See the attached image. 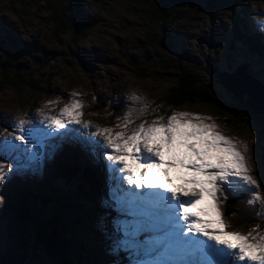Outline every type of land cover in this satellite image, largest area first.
Listing matches in <instances>:
<instances>
[{
	"label": "rangeland",
	"instance_id": "374dc122",
	"mask_svg": "<svg viewBox=\"0 0 264 264\" xmlns=\"http://www.w3.org/2000/svg\"><path fill=\"white\" fill-rule=\"evenodd\" d=\"M233 2L189 0L179 9L168 6L166 12L179 18L172 25L159 13L155 0H83V9L93 26L87 29L85 39L74 42L69 31L74 20L70 19L69 29L53 22L52 8L61 7L60 0H0V258L23 254L25 264L54 263L49 254L56 248L49 251L51 239H40L36 230L42 229L40 226L57 210L51 202L40 199L41 190L50 191L52 186L67 202L60 219L66 238L58 255L64 263L172 264L159 254L163 242L145 245L150 235L144 226L140 225L139 230L143 248L129 240L127 221L136 216L119 213L123 209L110 210L107 216L98 198L96 178H92L98 165L103 164L106 172L100 176L107 179L106 191L110 190L117 181L112 178L114 172L124 171L109 168L120 162V156L126 165V154L143 149L152 167H158L154 159L159 160L162 154L171 158L182 154L185 164L192 161L195 165L192 172L200 168L215 173L220 181H214L212 189L222 192L217 197L222 207L217 225L225 239L216 232L213 238L212 232L207 233V238L229 251L227 260L219 264H235L231 255L237 253L239 264H263L264 185L258 173L264 167L260 159L264 115L249 121L243 116L248 122L239 124L238 116H228L226 121L198 103L183 108L164 103L165 95L180 81V68L227 93L217 84L207 62L228 74L248 63L249 72L264 82V63L254 59L255 53L235 39V50H229L235 15L240 12L234 11ZM244 2L248 6L243 7L240 29L251 36L264 34V0ZM166 28L169 40L163 34ZM9 35L15 45L8 42ZM96 98L107 100V107H98ZM199 136L206 144L204 158L189 150L190 145L186 148V140ZM183 142L186 144H179ZM115 149L120 156L114 155ZM72 152L80 159L78 166L84 173L67 181L58 167L68 166L66 157ZM86 167L93 170L85 172ZM81 175L91 183L89 194L79 192V183L85 180ZM205 177L208 183L211 176ZM169 183L163 180L160 187H169ZM200 190L208 210L202 218L211 226L213 214L208 199L214 193ZM25 192L31 195L27 200L30 223L21 221L14 210ZM242 195H247L248 202L241 205H257L259 217L255 224L233 226L237 221L229 212L237 205L231 201ZM108 196L107 192V205H112ZM138 198L136 195L134 199ZM9 200L15 201L13 207ZM60 227L50 229V237ZM156 236L163 237L158 232L152 238ZM222 252H211L205 264H216L220 256H225ZM196 258L190 263L204 264L199 253ZM172 260L177 264L178 258Z\"/></svg>",
	"mask_w": 264,
	"mask_h": 264
},
{
	"label": "trees",
	"instance_id": "16d2710c",
	"mask_svg": "<svg viewBox=\"0 0 264 264\" xmlns=\"http://www.w3.org/2000/svg\"><path fill=\"white\" fill-rule=\"evenodd\" d=\"M62 2V6H54L53 9V22L57 26H63L67 27L69 29L70 27V19L74 20L73 26L70 28V33L73 35L74 42H79L85 39L87 34V29H90L93 25L90 23V18L86 14L85 10L83 9V0H60ZM189 0H155V4L158 7L159 13L162 14V16L167 17L165 21H170V23L173 25L178 21V16H171L170 13L166 12V7L168 6H174L175 9L182 8L185 6ZM234 11L238 9L239 13L235 15L236 19V25L235 30L232 31V39L237 40L240 44L245 45L247 47V50L249 52L255 53L257 59H260L261 62L264 63V34L259 33L257 35L251 36L247 33V30H241L240 24H242V18H243V7H247L248 4L244 2V0H234ZM59 11H61L59 13ZM68 15H71V18H69ZM68 18V21L64 20V18ZM175 19H172V18ZM239 27V28H238ZM169 29L166 28L163 30V34L170 39L169 35ZM9 43L12 45L14 42V38L12 36H8ZM234 40V41H235ZM245 40V41H244ZM236 42V41H235ZM255 57V58H256ZM254 58V59H255ZM9 63L11 60H8ZM217 67V66H216ZM218 68V67H217ZM179 72V82L170 90V92L165 95L164 103L165 105L173 108H183L185 106H193L198 104L205 105L209 108L210 111H212L214 114L218 115V117L225 118V120H228V116L231 117L232 115L238 116L240 119L239 124H244L250 120V118H257L252 113L251 108L245 103V104H239L234 99L229 96L227 93L213 86L212 84H205V82L201 81L193 72L188 71L186 69L180 68L178 69ZM224 72V71H223ZM264 83V82H263ZM264 115V112L260 115ZM243 116H246L248 118V121H245L243 119ZM261 128V133H262ZM263 150V147L261 146V152ZM260 153V151H259ZM261 159V155H260ZM79 162V159L75 153L68 154L66 157V163L71 166H76V164ZM264 164V163H263ZM59 170L62 169V166L58 167ZM87 172V171H86ZM256 173V172H255ZM262 178L264 185V167L263 170L259 171L258 173ZM94 176V175H93ZM85 181H86V177ZM94 178V177H93ZM52 181V180H51ZM88 182V181H87ZM83 181H80V187L83 186ZM46 186V184H45ZM51 186V185H50ZM80 192V190H79ZM27 194H21L16 201L17 208L14 209L15 211H18V217L23 222H28L32 219L29 207L27 206V200L28 197H31V195L28 192H25ZM81 193V192H80ZM42 197L40 199L45 203H52L56 208V212L53 213L46 221V224L40 226L42 229H38V237L40 239H43L42 236L48 240L51 239L50 243H48L49 247L48 250H54L56 248V251L51 252L49 256L53 259H55L53 264H66L63 262L62 258L59 257V251H62L60 249V244L63 240L66 238V232L65 228L62 226V222L60 221L63 212L66 209L67 202L64 200V198L60 197L61 193H58L55 188L51 186V190L44 189L41 191ZM9 203H11L13 207V203L15 201L9 200ZM62 203L63 206H57L58 204ZM61 213V214H60ZM258 217L252 220L251 224H255L257 222ZM234 220L237 221L236 224H233V226H241L245 227L244 224L241 223L240 218L234 217ZM59 225L60 231L59 232H53V236L50 237L49 230ZM65 255V253L63 254ZM24 255L18 254V255H10L1 257L0 263L1 264H25L23 260ZM15 258L16 260H14ZM66 258V257H65ZM3 262V263H2Z\"/></svg>",
	"mask_w": 264,
	"mask_h": 264
},
{
	"label": "bare ground",
	"instance_id": "6f19581e",
	"mask_svg": "<svg viewBox=\"0 0 264 264\" xmlns=\"http://www.w3.org/2000/svg\"><path fill=\"white\" fill-rule=\"evenodd\" d=\"M216 80H218V79H216ZM45 125V124H44ZM39 126V125H38ZM56 127V126H55ZM83 129V128H82ZM47 133V132H46ZM95 133V132H94ZM168 134V133H167ZM43 136V135H42ZM169 136V135H168ZM157 137H158V135H157ZM209 137V136H208ZM156 138V137H155ZM202 138V137H201ZM200 136H199V138L197 139V138H195V140H194V138H190V141H188V140H186V143H179V144H182V145H185L186 144V148L188 149L189 147V145L192 147V148H189V150L190 149H193V150H195L197 153H199L200 155H202L203 154V158L205 157L204 155L206 154V151H205V153H204V148H206L205 146H206V144L204 145L203 144V141H200ZM160 139V138H159ZM164 139V138H163ZM104 141V140H103ZM193 141H195V142H193ZM109 142V141H108ZM165 142V140L163 141V143ZM102 143H104V142H102ZM109 145V144H108ZM164 146H165V144H164ZM211 146V145H210ZM104 147V146H103ZM120 147V146H119ZM208 147V146H207ZM120 149H121V147H120ZM114 150V149H113ZM116 150V149H115ZM122 150L123 149H121V152H122ZM146 150H147V148H146ZM149 150V149H148ZM199 151V152H198ZM121 152H119V150L117 151L116 150V152H114L113 151V153H114V155H116V156H118L119 154H121ZM209 152V151H208ZM140 153H145L144 151H143V149L140 151ZM147 153V152H146ZM214 153V152H213ZM149 154V153H148ZM195 154V153H194ZM198 154V156H200ZM143 155V154H142ZM120 156V155H119ZM124 156V155H123ZM150 156H151V154H150ZM206 156H208V155H206ZM219 156H220V154H219ZM218 156V157H219ZM121 157V156H120ZM119 157V159H121L120 160V162H118V164H115L112 168L110 167L109 168V170H113V169H118V168H120V169H122L123 171H124V174H129L130 173V171H132V170H130V168L129 167H127V165H125V163H124V158H120ZM202 157V156H201ZM202 158V159H203ZM210 159V158H209ZM126 160V159H125ZM128 161L126 160V163H127ZM135 162H131V164H134ZM193 164V163H192ZM144 165H147L148 166V168H151L152 166H151V164L148 162V163H145ZM152 165H154V164H152ZM216 168V167H215ZM225 168V167H224ZM89 170H91V169H89ZM104 170V171H103ZM141 170H143V166H141L140 167V170H138V169H136L134 172V174H136V175H139V173H141L142 171ZM193 171V170H192ZM83 173V171L81 170L80 171V173ZM104 172H106V170L103 168V164H101L100 166L98 165V168L96 169V174H93L94 176H92V178L93 177H95L96 175H97V179H96V187H97V190H98V198H99V200H100V203L102 204V206L104 207V211H106V213H107V216L109 215V213H111L110 212V210H113V208H115V206H114V204L116 203V201H118L120 204H123L124 203V201H126L127 199H125V198H127L126 196H127V194H129L128 192H130V193H132V202H133V204H136V203H138V199H134L135 197H136V195L137 194H140L145 188L144 187H142V189H140V190H137V188H136V185H138L139 187H141V186H147V184H144V185H140V184H136L135 182L134 183H131V182H129V178L127 177H125L126 178V180H125V183L124 182H119V181H116L115 182V186H113V187H111L110 188V190H108V191H106V186H107V179L105 180L104 178H102L100 175L101 174H103ZM215 172V171H214ZM120 173H122L120 170L118 171V172H114V175L112 176V178H114V180H115V178L117 179L118 178V176H119V174ZM193 173V176H192V178H193V182H194V188H192L193 189V191H192V189L190 190V191H192L193 193H192V195L193 196H195L196 197V199L195 200H197V205H196V207H197V210L196 211H193V213H192V216H191V220H193V223L195 224V225H199V223H200V221H201V219L203 220V224L206 226V231H203V230H205V227H204V225L202 226V231H203V234L204 233H208L209 232V234L210 235H212L213 233H222V234H218V237L219 238H221V239H225V233L223 232V231H219V226L217 225V223H218V219H217V216L218 215H221V212H222V207L219 205V203L217 202V200H219V199H217V197H219V196H222V192H221V190H218V191H216L217 192V194H216V192L214 191L215 189H212V183L215 181L216 183H217V180H219V177L217 176V175H215V173H212L211 172V174H210V171L208 170V169H206V171H201V169L200 168H197V170L196 171H194V172H192ZM200 174V176L198 177V175L197 174ZM204 173H206V174H204ZM219 173V172H218ZM223 171L221 170V176H224L223 175ZM207 174H209V176H211L210 177V179L208 180V183L205 181V179H206V177H205V175H207ZM106 175H108V174H106ZM245 175V174H244ZM220 176V177H221ZM249 176V175H248ZM242 177V176H241ZM157 179H158V177H156ZM156 178H155V176H154V178H152V181H153V183L155 184V185H157V180H156ZM244 178V177H243ZM246 178V177H245ZM224 179V178H223ZM222 179V180H223ZM251 179V178H250ZM121 180V179H120ZM159 180V179H158ZM242 180V179H241ZM244 180V179H243ZM247 180V179H246ZM198 181V182H197ZM220 181V180H219ZM250 181V180H249ZM248 181V182H249ZM124 183V184H123ZM198 183H203V187L201 186V185H199ZM235 184V183H234ZM238 184H240L239 182H238ZM248 184V183H247ZM121 186H127V187H125L127 190H128V192L127 191H125V190H123L122 191V189L120 188ZM131 186H133V188L131 187ZM223 186H225V184L223 185ZM250 186V185H249ZM108 187V186H107ZM201 187V190L200 189H198V188H200ZM211 189L210 190V192L209 193H211L212 192V194L214 193V195L212 196V198L211 199H208V201H209V208L211 207V209H212V225L211 226H209V223H207L206 222V220L204 219V218H202V216H203V213H204V210L206 211L207 209H205L206 207H205V205L202 203V200H201V196L199 195V190H200V192H205V194H206V191H207V189ZM208 189V190H209ZM132 190L134 191V192H132ZM110 191H112V196H113V198L111 197V193H109ZM122 191V192H121ZM107 192H108V194L110 195V196H108V198L109 199H111V200H113V202H112V205H107ZM117 192V193H116ZM155 193H157V191H155ZM154 193V194H155ZM24 194H27V193H24ZM104 196H106L105 198H104ZM134 196V197H133ZM204 196V195H203ZM125 197V198H124ZM206 200H207V198H205ZM204 199V200H205ZM204 200H203V202H204ZM123 202V203H122ZM125 204V203H124ZM169 204V203H168ZM263 205V204H262ZM109 206V207H108ZM139 207L141 206V205H138ZM132 208H136V206L135 205H133L132 206ZM210 210V209H209ZM133 211V213L134 214H137V215H141L139 212H137V211H134V210H132ZM208 211V210H207ZM128 214H132V213H127V215ZM171 214V216H174L173 215V213H170ZM208 215V214H207ZM208 216H210V215H208ZM172 218V217H171ZM176 219V218H175ZM216 219V220H215ZM211 220V219H210ZM210 220H208V221H210ZM223 222V221H222ZM132 223H134L135 224V226H137V232H136V228L134 227L133 229H132V231L130 232V234L128 235L129 236V240H135L136 241V244H138V245H140V247H142L143 248V245H142V243L140 244V242L141 241H144V240H141L140 238H139V230L141 229L140 228V225H141V222H140V220H138V219H131V218H129L128 219V221H127V224L129 225V224H132ZM221 224V223H220ZM144 226V228L145 229H147V227H145V225H143ZM156 231V230H155ZM218 231V232H217ZM167 233V232H166ZM160 234H162L163 235V233H160ZM247 234H249V233H247ZM138 235V236H137ZM214 235V234H213ZM243 236V235H242ZM241 236V237H242ZM246 236V235H245ZM260 237V236H259ZM157 238H158V240L160 241L161 239H163V237H158L157 236ZM246 238V237H245ZM247 238H249V237H247ZM258 238V237H257ZM194 239H196V238H194ZM235 239V238H234ZM260 239H262V238H260ZM157 240V241H158ZM241 240V239H240ZM249 240V239H248ZM234 241H236V240H234ZM233 241V242H234ZM242 241V240H241ZM246 241V240H245ZM253 241V240H252ZM262 241V240H261ZM146 244L145 245H151V243H150V241H144ZM161 242V241H160ZM197 242L199 243V245L201 246L202 245V242L201 241H199V239H197ZM228 242H229V240H228ZM247 242V241H246ZM231 243V242H230ZM238 243V242H237ZM252 243V242H251ZM248 244V243H247ZM199 245H196L195 247H198ZM203 245L204 246H206L208 249L209 248H211L212 247V245H209L207 242H203ZM242 245V244H241ZM249 245V244H248ZM253 245H255V244H253ZM262 245V244H261ZM232 246V245H231ZM235 246V245H234ZM239 246V245H238ZM251 246H252V244H251ZM257 246H258V242H257ZM245 247V246H244ZM243 247V248H244ZM248 247V246H247ZM238 250H243V249H240V247H238L237 248ZM137 250V249H136ZM139 250V249H138ZM211 250V252H215L213 249H210ZM219 250H221V249H219ZM219 250H217V251H219ZM250 250V249H249ZM251 250H253L254 251V248L253 249H251ZM166 252V251H165ZM165 252H163V249H161L160 251H159V254H162L163 256H165L166 258H170L171 259V257H169V256H167V254L165 253ZM234 252V251H233ZM243 252V251H242ZM252 252V251H251ZM244 254V253H243ZM246 254V253H245ZM249 254V253H248ZM250 255V254H249ZM248 255V256H249ZM252 255V254H251ZM243 256V255H242ZM254 256V255H253ZM257 256H258V254H257ZM261 256V255H260ZM151 257V256H150ZM209 257H211V254L209 255ZM233 261L235 262V264H239L238 263V259H237V257H238V253L237 254H234L233 256ZM241 257V256H240ZM263 257V256H262ZM245 258H246V256H245ZM244 258V259H245ZM248 258V257H247ZM250 258V257H249ZM251 258H253V257H251ZM258 258V257H257ZM260 259H262V258H260ZM197 260V258H195V260L194 261H196ZM251 260V259H250ZM194 261H192V262H194ZM240 261V260H239ZM184 263H186L184 260H182L181 259V257H179L178 258V260H177V264H184ZM258 263V262H257ZM197 264V263H196ZM243 264V263H242ZM263 264H264V259H263Z\"/></svg>",
	"mask_w": 264,
	"mask_h": 264
},
{
	"label": "water",
	"instance_id": "95a60500",
	"mask_svg": "<svg viewBox=\"0 0 264 264\" xmlns=\"http://www.w3.org/2000/svg\"><path fill=\"white\" fill-rule=\"evenodd\" d=\"M201 42V41H200ZM236 42L234 40H230V51L235 50ZM209 68L211 69L212 74L218 79L216 82L220 84L224 90L228 94H230L233 99L240 103H246L252 110V113L255 116H260L264 112V83L259 79H256L250 72V64H243L236 68L235 72L232 74L220 72V70L212 65L211 62H207ZM97 105H99L102 109L107 107L108 101L102 98L96 99ZM263 140H264V128L262 129ZM261 160L264 163V145L261 153ZM64 173L62 176L70 181L75 175L80 174V166H67L62 168ZM84 173V172H83ZM82 174V172H81ZM86 177V175H81ZM80 184V183H79ZM83 186L80 188L81 194L83 192L89 194L91 183L90 181H85L83 179ZM242 197V198H241ZM248 202V198L246 195L240 196V198L231 202V204H236V207L230 209V217L233 218L234 215H239L241 218L242 224L251 223L253 218L257 216L258 206L247 207L241 205V203L246 204ZM238 208H241V211H238Z\"/></svg>",
	"mask_w": 264,
	"mask_h": 264
}]
</instances>
